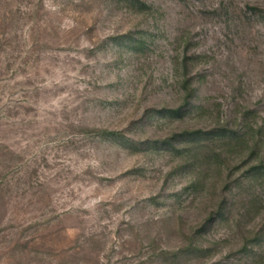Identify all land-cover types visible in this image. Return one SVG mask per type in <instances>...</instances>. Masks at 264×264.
<instances>
[{
	"label": "rangeland",
	"instance_id": "374dc122",
	"mask_svg": "<svg viewBox=\"0 0 264 264\" xmlns=\"http://www.w3.org/2000/svg\"><path fill=\"white\" fill-rule=\"evenodd\" d=\"M0 264H264V0H0Z\"/></svg>",
	"mask_w": 264,
	"mask_h": 264
},
{
	"label": "trees",
	"instance_id": "16d2710c",
	"mask_svg": "<svg viewBox=\"0 0 264 264\" xmlns=\"http://www.w3.org/2000/svg\"><path fill=\"white\" fill-rule=\"evenodd\" d=\"M179 109H177L175 112H178Z\"/></svg>",
	"mask_w": 264,
	"mask_h": 264
}]
</instances>
